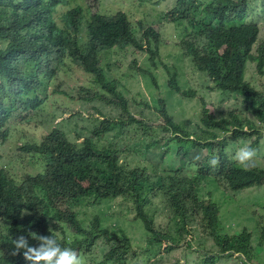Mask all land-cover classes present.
<instances>
[{
    "label": "trees",
    "instance_id": "obj_1",
    "mask_svg": "<svg viewBox=\"0 0 264 264\" xmlns=\"http://www.w3.org/2000/svg\"><path fill=\"white\" fill-rule=\"evenodd\" d=\"M252 1L177 0L165 13L176 25L178 46L195 70L207 74L216 90L233 94L242 105L241 110L234 104L236 110L210 113L202 100L199 124L191 129L174 119L164 100H141L131 107L124 85L109 75L119 68L112 56L122 51L142 78L155 81L151 70L161 65L160 39L140 21H130L123 12L83 18L78 9L66 11L62 0H0V143L11 129L23 131L37 111L47 112L45 125L50 129L39 142L18 147L32 163V172L24 175L36 181V187L23 193L0 185V249L7 253L9 264H18L16 256H23V250L12 254L10 237L23 235L29 246H39L30 233H52L62 246L76 250L85 264H149L151 255L163 256L180 247L184 235L191 236L189 226L196 217L212 245L196 251L197 261L187 264H217L227 255H240L241 264H254L256 248L264 251V218L257 223L254 246L247 231L224 234L218 207L201 196L210 179L233 192L264 186V155L249 169L232 159L236 146L253 136L257 135L252 145L260 144L259 128L264 126V121L257 126L250 118L253 113L264 119V93L245 80L250 62L264 75V48L255 50L260 27L249 21ZM136 56L144 57L146 69L138 67ZM72 68L88 76L90 87L75 91L61 82L56 85L58 75ZM169 84L184 99L195 96L174 80ZM56 94L100 102L116 115L103 110H96L99 117L76 112L54 124L69 113L50 110L47 103ZM132 132L136 142L128 135ZM79 138L82 144L76 143ZM129 144L142 150V161L128 159L123 147ZM195 149L207 153L198 162L190 158ZM63 150L64 158L52 155ZM72 150L76 151L70 154ZM150 153H155L157 164L148 163ZM213 157L219 161L215 167L210 164ZM41 159L56 165L40 167ZM14 181L9 178L8 184ZM114 199L130 206L143 223L145 247L140 253L116 224L106 225L99 214L88 213ZM155 204L165 206L169 214L163 229L156 223ZM188 247L192 248L190 241Z\"/></svg>",
    "mask_w": 264,
    "mask_h": 264
},
{
    "label": "rangeland",
    "instance_id": "obj_2",
    "mask_svg": "<svg viewBox=\"0 0 264 264\" xmlns=\"http://www.w3.org/2000/svg\"><path fill=\"white\" fill-rule=\"evenodd\" d=\"M174 0H100L98 2L99 7L102 12L107 15H111L117 11L125 12L130 21L142 20L144 26H152L155 30L160 31L163 37V43L160 48V56L162 63L166 66L167 70L172 72L174 68L177 70L178 75L177 82L181 87L187 89H192L198 92V99H184L180 98L173 91H171L166 84L167 72L161 67L162 71H157L154 75L157 77V85L159 84L157 90H153L149 83H143V79L139 75L140 73L136 68L132 66L131 58L126 56L125 52L117 51L114 56H112V62H117L119 66L116 71H110L109 75L119 81L125 87L126 97L129 100L131 107H136L138 102L141 100L151 101L152 99H163L169 108L170 113L173 115L174 119L180 121L187 125L188 127H193L194 124L198 122L200 112H201V101L203 98L207 105L206 109L210 113H216V111H222L224 113L236 110L234 102H236L231 96H223L222 93L218 92L209 82L206 74H199L195 68L190 64L188 59L181 56V53L176 47L178 42V35L174 33V25L169 26L164 21L163 13L155 5H151L152 2L164 3V7L168 9ZM260 0H253L251 3V8L253 9V14L249 18L250 21L259 25L261 29V41H264V21L263 15L260 10L264 13V5ZM255 8V9H254ZM163 18V19H162ZM136 25V23H134ZM163 28V29H162ZM133 60L137 61V65L140 69H146V63L143 56H136ZM248 73H246L247 81L264 93V75L260 74L258 68L255 64L248 63ZM156 69V70H157ZM166 75V76H165ZM248 76V78H247ZM62 83L63 86L68 88L78 89L80 87H86L88 85V76L84 74L78 68H72L69 71L63 72V74L58 75L56 85ZM132 99L135 102H132ZM224 100H227L225 103ZM50 110L60 108V110L71 109L70 114L76 112H85L87 116L99 117L96 110H103L106 114L110 116H115L116 111L112 107H107L100 102H82V101H67L63 100L59 95H52L47 103ZM241 110L242 106H237ZM65 108V109H64ZM40 116L46 117L47 112H38ZM70 114L62 115L57 118L54 123H58L63 118H68ZM131 114L132 111H131ZM137 119L138 117L134 115ZM251 120L257 125V121H264L254 115H250ZM35 122H31L25 130L28 133L22 135L23 141L18 140V136L15 135L11 142L7 143L4 148H16L21 146L24 141H31V137L34 142H37L42 136H44L47 131L43 127L35 128ZM264 124V123H263ZM81 124L79 125V127ZM259 126V124H258ZM259 133L262 135L260 144L255 148L258 150L257 157H263L264 155V126L259 128ZM13 133H19V131L12 129ZM257 135L253 138L248 139L246 142L250 145L255 141ZM239 146H236L238 148ZM128 159H136L142 161L140 158V153L142 150H135L130 148L128 151ZM206 151L195 149L191 151L190 158L194 162L200 161L205 155ZM28 160V159H27ZM148 163L153 165L158 163L155 157V153H150L147 156ZM201 196L203 199L210 201L212 204L218 206L220 227L224 234L229 236L238 235L243 231H247L252 234L254 246L257 244V237L259 236V228L257 223L264 218V186L260 188H254L246 190L243 193H234L229 190L224 189L219 186L213 179H210L204 188L201 189ZM129 206L120 202L119 200H114L109 202V208L104 206H99L94 209H89V214H97L99 212L103 213L102 217L107 219L109 224L117 223L121 227L125 228L129 233L130 237L135 242V247L143 249L145 247V242L142 238L143 233L140 229L139 222H129V220L123 216H132L129 214ZM124 220V222H123ZM139 223V224H138ZM191 230L194 235V242L191 241L192 248L189 249L188 242L191 237L184 235V242L176 250L171 251L163 256H151L152 263L149 264H187V262L197 261L199 258V253L196 251L201 250L204 246L210 248L212 241L205 234V231L200 227L199 220L196 218L191 224ZM206 235V236H205ZM97 246H95L96 248ZM95 248L93 250H95ZM257 249V250H256ZM254 257V264H264V251L256 248ZM94 255L98 257L99 253L95 250ZM141 262V261H139ZM98 263V262H97ZM192 263V264H194ZM96 264V263H93ZM217 264H241L239 256L225 257Z\"/></svg>",
    "mask_w": 264,
    "mask_h": 264
},
{
    "label": "clouds",
    "instance_id": "obj_3",
    "mask_svg": "<svg viewBox=\"0 0 264 264\" xmlns=\"http://www.w3.org/2000/svg\"><path fill=\"white\" fill-rule=\"evenodd\" d=\"M41 1H43V0H41ZM62 1L65 3V10L66 11L67 10H77L78 9V10L81 11L79 13V16H82L83 18H89L94 13H100V12H102L101 9H100V7H99V4H98V2L100 0H62ZM176 1L177 0H174L173 3L171 4V6L168 9H166L164 7V3H155V2H152L151 3V5H155L156 7H158L159 10H161V12L163 13L164 21H166V24L167 25H169V26L174 25L173 29L175 28L174 29V33L175 34H177V32H178L177 27H176L175 24H171L170 23V20H169V18L167 17V15L165 13L172 7V5L174 4V2H176ZM200 1L203 2V3H205V2H208L210 0H200ZM117 12H123V11H117ZM117 12H115V13H117ZM115 13H113L111 15H114ZM123 13H125V12H123ZM251 14L254 15L253 12H251ZM251 14H250V17H251ZM128 19H129V17H128ZM138 21L141 22V25L144 28L151 29L153 31V33L158 34V37L160 39V43L158 44V53H159V59H160V62H161V65H159L158 67L163 68L167 72V76L165 75L166 76V84H167V87L168 88H171L169 82L171 80H174L175 85L178 86L181 90L193 92L195 94V96L193 98H188V99H198V97H199L198 92H196L195 90H192V89H187L185 87H181L178 84L177 77H176V75H178L177 70L174 68V70L172 72H170V71L167 70L166 66L162 63L161 56H160V48H161L162 43H163V37H162V34L160 33V31L155 30L152 26H144L143 25L144 22L142 20H138ZM250 22H252V21H250ZM261 23L264 24L263 21H261ZM178 44H179V41L177 42L176 47L179 50V52L181 53V56L183 58H185V59H188L189 62H190V64L192 65L190 59L182 54V52H181ZM255 44H257L255 50L257 49V47H263L264 48V41H261V29L260 28H259L258 39H257V42ZM252 64H255L256 65V63H251V65ZM156 69L155 70H151V73H152V75L155 78V81L154 82H152L149 79H144V78L141 77L143 79V83H146V84L149 83V85L151 86V88L153 90H155L153 87L157 86V88H158V86H159V84L157 85V81H156L158 79L154 75V73H156L157 71H162L160 69H157V70ZM248 69H249V67H248V64H247V72L246 73H248ZM199 74H205V73H199ZM174 75H175V77H174ZM207 77L209 79L210 84L213 83L208 75H207ZM247 78H248V76H247ZM245 80H246V82L250 86H252L247 81L246 75H245ZM213 85H214V83H213ZM213 85H212V87H213ZM88 87H90V81H89V79H88V85L86 87H83V88H88ZM213 89H214V87H213ZM74 90L77 91L78 89H75L74 88ZM258 91H260V90H258ZM218 92H220V91H218ZM220 93H222V92H220ZM176 95H178V94H176ZM222 95L223 96H231V97L234 96L233 94H228V93L227 94L222 93ZM60 97H62V96H60ZM180 98H182V97H180ZM239 98H241V97H239ZM62 99L63 100H67V101H82V100H77V99L76 100H69V99L64 98V97H62ZM233 99L236 101V102H234V104L236 106L241 105V102H237V99L235 97H233ZM161 100H163V99H161ZM202 100H204V99L203 98L200 99L201 105L203 104L202 103ZM226 101L227 100H224L223 99V102L224 103ZM82 102H86V101H82ZM205 103H206V101H205ZM205 105H207V103ZM167 107H168V105H167ZM201 109H202V106H201ZM65 110H67L69 112L68 114H70V112L72 111L71 109H65ZM168 111H169V108H168ZM80 113H82L85 116H87L85 114V112H80ZM250 115H254V114L253 113H250ZM70 116H72V114H70ZM48 118L49 117H42V116H40L39 113H38V111H37L36 113H34L33 118H32V121H31V122H35L36 123L35 124V128H37V127H43V128L46 129L47 133L44 136H46L49 133V130H50L45 125V122H46V120ZM63 119H66V118H63ZM63 119H61V121ZM54 121H53V123H54ZM60 122L54 123V124H59ZM261 123L262 122L260 120L257 121V126H258V124L260 125ZM196 124H199V119H198V122ZM27 126H25V128ZM193 127H190V128L193 129ZM17 131H19L20 134L13 133L12 132V129H11V133H10L9 137L5 140L4 143H0V185H1V187H2V185L3 186L6 185V186H9V187H11V188L19 191V192L28 193L29 191H31L32 188L36 187L37 182L36 181H33V180H30V179H28V178L25 177L24 174L31 173L32 172L33 168H32V166H30L32 163H28L29 158H24L23 155L20 154V152L18 151V147L23 146V144H25L27 141H24L21 146H17L16 148H13V149H11V148H4L3 149V147L7 143L11 142V139L15 135H20V136H18V140L21 142V141H23V138L21 137V134L24 135V134L28 133V131L25 130V129L23 131L22 130H17ZM128 135H131L134 138L132 140V142H136V140H138L137 134H135V133L132 132V133H130ZM44 136H42L37 142H39ZM29 142H34L32 137H31V141H29ZM76 143L77 144H82L83 143V138L77 139L76 140ZM132 146H133V144H129L128 146H124L123 149H126V151H128L130 148H132ZM255 148L256 147H254L253 145H250L247 142H243L241 146H239L238 148L235 149V152H234V155L232 156V159L238 165L242 166L244 169H249L252 166H254V163H256V161L260 160L259 158H262V157H257L258 156V150L255 149ZM76 150L70 151V154L73 153ZM81 154H82V149H81V153H80L79 157L81 156ZM52 155L54 157H60V158L66 157L64 150L62 152H58L56 154H53L52 153ZM218 163H219V161H218V158H216V157H213L210 160V164L213 167H215ZM55 165L56 164L51 163V162H46L43 159H41V161L39 160V166L40 167L45 166V167L53 168V166H55ZM9 178H13L15 180L13 184H10V185L8 184V179ZM257 188H260V187H257ZM224 189H226V188H224ZM250 189H254V188H250ZM250 189H246V190H250ZM246 190H241V191L234 192V193H243ZM231 192H233V191H231ZM114 200H117V199H114ZM114 200H112V201H114ZM99 206H104L106 208H109V202L108 203H102ZM155 210H157V216H156L157 226H158L159 229H163L165 226H167L168 221H169V219H168V215H169L168 214V211L165 209V206L157 205V204H155ZM128 211H129V214L132 216V218L131 217H128V216H123L122 219H124V217H126L129 220V222L130 221L131 222H137L138 221L140 223V224L139 223L138 224H139L140 229H141V231L143 233L142 238L144 240L145 230H144L143 223L139 219H137L135 217L134 212H133V209L130 206H129ZM23 214H26V213L25 212H22V215ZM97 214H99L100 218L104 220V223L106 225L112 226L113 224H116L117 225V229H121V230H123L125 232V234L129 235V233L127 232V230L125 228L121 227L119 224H117V223L109 224L107 222V219L105 217H102V214L103 213L99 212ZM197 219L199 220L200 227H202V229H203V226L204 225L201 224V221H200L199 218H197ZM194 220H193V222H194ZM123 222H124V220H123ZM190 231H191V236L190 235L189 236L191 237V240H189V241L191 243L192 238H194L193 231L191 230V227H190ZM45 234L46 233H44L42 235H45ZM47 234H51V235L50 236H41V235H38L36 233H30L32 239L37 240L39 242V246L38 247H31V246H29L28 240L23 235L15 238V239H12L10 237L11 244H13L15 246V251H13L12 254L13 255H16L21 250H23V256H16V258L18 259V264H85L84 259L78 254V252L76 250H74L70 246H67V247L62 246L61 243L58 242V240L55 237V235H53L52 233H47ZM205 234H207L206 231H205ZM132 243H133V249L135 250V253H140V250L141 249L140 248H136L134 246L135 245V242L133 241V239H132ZM199 251L201 252L202 250H199ZM6 254H7L6 252H4L3 250L0 249V264H2L1 261H3L5 264H9L10 263V261H6V259H7V255ZM132 256L133 255H131V257ZM151 256H150V258H151ZM232 256H237V255H227V256H223L220 259V261L223 258H225V257H232ZM238 256H239L240 263H241L242 262L241 256L240 255H238ZM132 259L133 258H131V261H132Z\"/></svg>",
    "mask_w": 264,
    "mask_h": 264
}]
</instances>
